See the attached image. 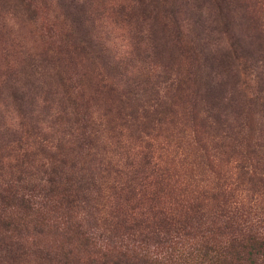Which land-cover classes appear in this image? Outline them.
Returning a JSON list of instances; mask_svg holds the SVG:
<instances>
[{
  "label": "rangeland",
  "instance_id": "1",
  "mask_svg": "<svg viewBox=\"0 0 264 264\" xmlns=\"http://www.w3.org/2000/svg\"><path fill=\"white\" fill-rule=\"evenodd\" d=\"M150 1H155V8L159 0ZM160 1L159 12L149 8L142 14L144 10L136 8L135 0H0V131H9V135H5L9 138V150L0 149V155L8 157L5 165L9 168L0 170V182L18 176L17 168H11L18 162L17 152L10 150L16 149L15 144L10 147V141L15 133L18 137L25 136L23 131L31 129V116L49 138L44 155L36 158L50 157L57 151L58 140L68 141L77 154L70 155L71 158L76 157L75 160L86 167L96 169L102 187L98 202L107 215L116 208L127 209L126 194L118 193L117 186L127 182L130 158L140 159L146 153L144 142L153 143L156 155H161L164 161L173 160L180 174L189 175L191 158L186 160L185 156L189 154L188 144L193 142L195 130L208 146L230 145L221 154L219 150L210 151V158L218 171L236 176L235 166L242 150L238 148L233 152L231 147L239 142L245 144L250 138L258 140L264 120L247 109L245 114H229L217 122L209 116L219 111H212V106L223 112L227 108L226 112H230L234 106L230 107L229 103L234 98L241 100L245 91L253 96L255 83L250 81L247 90L234 83L212 89L201 86L202 82L212 79L205 76L199 81L208 63L205 55L201 69L195 61V32L201 36V44L209 43L210 58L221 56L223 48V52L235 53L248 62L252 79L264 80V0H225L231 10L230 15L223 17L226 27L218 13L211 9V0ZM74 2L85 21L82 30L85 34L79 39L72 34L66 16L67 10L71 15L75 12L68 8ZM173 9L177 10L173 13L176 16L171 14ZM156 13L158 19H155ZM197 51L200 52L198 48ZM32 58L47 60L40 65L41 74L34 77L28 76ZM206 70L211 71L210 67ZM56 73L61 74L63 86ZM51 75L54 78H48ZM171 83L176 88L174 91H171ZM106 84L115 85L116 91L108 90ZM63 91L71 96L70 102L60 97ZM28 100L32 105H28ZM62 105L68 108V115L61 116L62 124H58L55 118L63 114ZM19 109L32 111L30 118H25ZM155 109L163 113L154 114ZM171 109L176 116L173 123ZM194 110L205 112L200 117L207 124L205 134L193 121ZM133 112L136 119L130 116ZM150 114H154L156 120L146 118ZM69 118H72L71 123H67L72 125L71 134L65 130L69 125L64 121ZM89 123L90 139L96 148L91 154L96 152L97 159L104 162L100 173L98 165H92L85 157L87 151L78 155V145L83 142L82 129ZM143 123L152 124L148 130L150 136L142 131ZM49 126L55 130L48 129ZM26 140L41 143L40 138L25 136ZM184 160L185 165H181ZM176 170L173 172L178 173ZM195 171L198 178L210 174L207 167ZM196 180L195 184L202 188L203 183ZM34 183L37 182L29 186ZM167 184L168 194L160 206L183 204L182 200L189 198L195 189L194 185L187 187L179 176ZM243 193L246 200L251 199L252 193ZM138 199H141L139 203H148V197ZM132 201L131 205L138 202Z\"/></svg>",
  "mask_w": 264,
  "mask_h": 264
},
{
  "label": "trees",
  "instance_id": "2",
  "mask_svg": "<svg viewBox=\"0 0 264 264\" xmlns=\"http://www.w3.org/2000/svg\"><path fill=\"white\" fill-rule=\"evenodd\" d=\"M154 2L135 0L136 8L144 10L142 14L149 8L159 12L162 2L159 0L155 8ZM210 5L226 27L223 17L230 15V5L225 0H211ZM68 8L75 11L72 15L68 10L66 12L71 32L77 39L82 38L85 21L79 6L74 2ZM176 11L173 9L171 14L176 16L173 14ZM158 18L156 13L155 19ZM223 32L227 33L225 29ZM195 38L193 53L199 69L204 55L208 63L199 81L202 82L205 76L212 79L202 82L201 86L212 89L234 83L247 90L250 81L255 83L253 96H248L245 91L241 100L234 98L232 103L236 102V105L229 103L230 107L234 106L230 112H226L227 108L223 112L212 106V111H219L209 117L217 122L229 114H245L247 109L264 120V80L252 79L253 72L248 62L235 53L223 52V48L221 56L210 58L209 43L201 44L202 38L197 32ZM215 45L219 48V44ZM45 62L46 59L32 58L29 62L31 73L26 77L41 74L40 65ZM208 67L210 72L206 70ZM56 77L63 86L61 74L56 73ZM105 87L116 91L115 85L106 84ZM175 89L171 83V91ZM60 95L62 100L70 102L71 96L67 91ZM28 105H32V101L28 100ZM62 109L63 114L56 116L55 123L62 124L61 116L68 115V108L62 105ZM154 111V114L163 113L157 109ZM22 113L25 118H30L32 111L23 109ZM203 113L194 110L193 118L196 117L193 121L205 134L207 124L200 119ZM135 114L133 112L130 116L136 119ZM154 114L146 118L154 121ZM174 117L175 112L171 109V123ZM71 120L64 122L71 123ZM29 121L32 127L23 131L25 136L40 138L41 143L25 141L24 135L18 137L15 133L10 147L15 144L16 149L10 150L17 152L18 164L11 168H17L18 176L11 181L2 179L0 182V264H28L31 261L37 264H264V129L258 140L250 138L245 144L239 142L231 147L233 152L238 148L242 150L235 166V177L218 171L210 158V151L219 150L221 154L230 145L208 146L195 130L193 142L188 144L189 154L185 156L186 160L191 158L189 175L180 174L174 168L173 160L164 161L161 155H156L153 143L144 142L146 153L140 159L137 156L133 160L130 158L127 182L117 186L118 193L126 194L127 209L116 208L107 215L98 202L102 187L96 169L86 167L80 160H75L76 157L72 159L70 155H77L74 154L76 149L70 148L69 142L63 140H58L57 151L53 155L38 160L36 157L44 155L45 142L49 138L32 116ZM151 125L143 123L140 127L150 136L148 130ZM68 127L65 130L71 134L72 125ZM47 128L55 130L50 126ZM5 135H9L8 130L0 131V149L5 147L9 150V138ZM81 135L83 142L78 145V155L87 151L85 157L92 165H98L97 172L100 173L104 162L97 159L96 152L91 154L96 149L90 139L91 123L83 127ZM6 159V155H0V170L9 168L5 165ZM184 163L185 160L181 165ZM205 167L210 174L198 178L195 170H204ZM176 176L183 177L187 187L194 185L195 189L189 198L182 200L183 204L160 206L168 194L167 181L171 183ZM196 178L198 183H203L202 188L195 184ZM28 181L37 183L31 187ZM26 183L29 184L26 186ZM243 191L252 193L251 199L246 200ZM140 196L148 197V203H139ZM134 199L138 202L131 205Z\"/></svg>",
  "mask_w": 264,
  "mask_h": 264
}]
</instances>
